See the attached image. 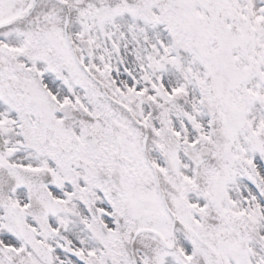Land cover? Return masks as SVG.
I'll list each match as a JSON object with an SVG mask.
<instances>
[{
  "label": "snow or ice",
  "instance_id": "6c2138e0",
  "mask_svg": "<svg viewBox=\"0 0 264 264\" xmlns=\"http://www.w3.org/2000/svg\"><path fill=\"white\" fill-rule=\"evenodd\" d=\"M0 264H264V0H0Z\"/></svg>",
  "mask_w": 264,
  "mask_h": 264
}]
</instances>
